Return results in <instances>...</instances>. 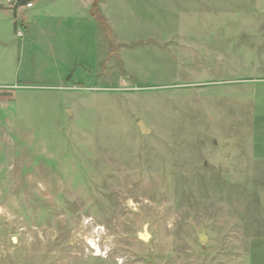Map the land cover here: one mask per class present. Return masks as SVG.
<instances>
[{"label": "rangeland", "instance_id": "1", "mask_svg": "<svg viewBox=\"0 0 264 264\" xmlns=\"http://www.w3.org/2000/svg\"><path fill=\"white\" fill-rule=\"evenodd\" d=\"M21 1L0 264H264V0Z\"/></svg>", "mask_w": 264, "mask_h": 264}, {"label": "water", "instance_id": "2", "mask_svg": "<svg viewBox=\"0 0 264 264\" xmlns=\"http://www.w3.org/2000/svg\"><path fill=\"white\" fill-rule=\"evenodd\" d=\"M95 13H97V8H93L91 10V14H95ZM139 126L141 128V131H143L144 133H146L148 131L146 126H145V124H144V122H140ZM200 239H201L202 243L206 240L204 235H201Z\"/></svg>", "mask_w": 264, "mask_h": 264}, {"label": "crops", "instance_id": "3", "mask_svg": "<svg viewBox=\"0 0 264 264\" xmlns=\"http://www.w3.org/2000/svg\"><path fill=\"white\" fill-rule=\"evenodd\" d=\"M9 4H11L12 3V1L13 0H6ZM34 6V5H33ZM2 8H3V6H2ZM3 11V13L5 14V13H7V11L6 10H2ZM7 15V14H6Z\"/></svg>", "mask_w": 264, "mask_h": 264}, {"label": "built area", "instance_id": "4", "mask_svg": "<svg viewBox=\"0 0 264 264\" xmlns=\"http://www.w3.org/2000/svg\"><path fill=\"white\" fill-rule=\"evenodd\" d=\"M33 5H34L33 3H28V4H27V8H32Z\"/></svg>", "mask_w": 264, "mask_h": 264}, {"label": "trees", "instance_id": "5", "mask_svg": "<svg viewBox=\"0 0 264 264\" xmlns=\"http://www.w3.org/2000/svg\"><path fill=\"white\" fill-rule=\"evenodd\" d=\"M26 0H22L21 2H25ZM27 2V1H26Z\"/></svg>", "mask_w": 264, "mask_h": 264}]
</instances>
